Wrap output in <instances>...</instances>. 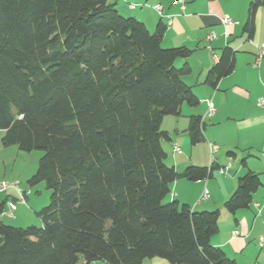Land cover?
<instances>
[{
  "label": "trees",
  "instance_id": "1",
  "mask_svg": "<svg viewBox=\"0 0 264 264\" xmlns=\"http://www.w3.org/2000/svg\"><path fill=\"white\" fill-rule=\"evenodd\" d=\"M262 3L250 2L248 37ZM164 30L159 22L150 32L109 0H0L1 140L42 151L28 184L51 191L37 212L41 226L0 221V264H237L211 243L218 209L163 202L178 178L203 180L214 170L165 163L163 117L199 100L182 79L189 64L175 66L193 50L163 47ZM233 68L225 46L205 82L214 88ZM204 127L190 116L191 145L204 140ZM260 185L247 170L223 207L248 208Z\"/></svg>",
  "mask_w": 264,
  "mask_h": 264
},
{
  "label": "crops",
  "instance_id": "2",
  "mask_svg": "<svg viewBox=\"0 0 264 264\" xmlns=\"http://www.w3.org/2000/svg\"><path fill=\"white\" fill-rule=\"evenodd\" d=\"M109 1L121 15L132 16L142 21L150 32L154 30L156 24L163 23L165 26L161 40L163 47L185 46L193 50L188 58H181L176 62L178 66L183 62L189 64L191 70L182 79L191 86L199 103L196 106L183 103L178 115L163 117L161 129L167 133L168 138L162 139L161 144L167 154L169 166L177 172H182L189 165L198 164L199 162L195 160L198 156L195 153L196 144H190L186 129L190 116L199 115L205 122L204 140L200 143L204 147L207 146L214 170L203 180L191 181L185 178L175 180L171 184L168 201L177 200L180 204H188L193 210L218 209V232L211 238V243L220 247L237 264H264V246L260 244V239H264V107L256 105L259 97L264 98V82L254 90L255 99L253 104L250 103L249 110L232 109V106H236L230 102L229 96L230 92L244 94L243 88L237 84V79L232 74L240 58L247 57V60L252 62L254 71L246 66L248 69L246 75H249V79L252 77V85H259L257 77L260 76L261 62L259 66H255L254 61L260 44L264 43V19L262 24L261 19L258 21L257 15L260 6L255 11L253 35L248 37L243 31V26L248 17L247 3L250 5L252 0H183L182 4L173 3V0ZM129 3L136 5L131 8ZM155 5L161 6V14L155 9ZM233 5H238L239 10L236 11ZM261 12L259 11V14ZM224 15L231 18V24H223L220 21ZM167 16H171L170 24L167 23ZM211 33L215 37L208 40L207 36ZM225 46L233 50L234 68L230 74L221 77L213 88L205 82V77L208 70L217 62ZM209 102L213 107L211 115H208ZM229 121L235 122L238 130L235 135H239L242 129L244 139L237 144H232L233 134L224 137L221 135V138H217V135L211 133V130L219 128L216 125L223 126ZM256 126L260 128V135H255ZM217 139L223 143H220L223 149L220 155L221 147L215 142L218 141ZM209 145L215 146L213 151L210 150ZM174 146H177L179 151H174ZM232 148H235L233 149L235 152L232 151L233 154L228 155ZM216 153H218L217 158H215ZM228 164L230 167L227 173H219L218 169ZM247 170L258 174L261 185L253 193L248 208L237 210L233 214L229 213L223 207V203L235 190L238 178ZM204 189L208 191V195L205 199H200ZM15 195L10 198L6 195L1 199L0 203L4 201L2 211H9L7 202L16 199L17 194ZM18 204L25 205L16 201L14 211ZM0 216L3 217L0 218L3 223L12 224L11 220H16L15 213L14 216L6 214ZM153 260L156 264H168L167 261Z\"/></svg>",
  "mask_w": 264,
  "mask_h": 264
},
{
  "label": "rangeland",
  "instance_id": "3",
  "mask_svg": "<svg viewBox=\"0 0 264 264\" xmlns=\"http://www.w3.org/2000/svg\"><path fill=\"white\" fill-rule=\"evenodd\" d=\"M246 11H248L249 3H247ZM260 8H258L259 11H262L261 14H259V11H257L258 15V21L261 19L263 24V9L264 5H259ZM234 9L236 11L239 10L238 5H233ZM243 9H241L242 11ZM257 18V17H256ZM261 24V25H262ZM246 35H244V39H246ZM243 39V40H244ZM242 40V41H243ZM239 53V52H238ZM181 65V64H180ZM175 66H178V63H175ZM254 71V68L252 67V62L247 60V57H243L237 60V63L235 65L236 70L233 71L234 77L237 79V84L243 88L244 94L240 95L239 93L230 92V102H232L236 107L232 106V109L237 108L239 110L242 109H251L250 103H254V90H257L259 86H261V82H264V58L261 61L260 64V76L257 77V81L259 85L254 86L252 85V77L249 79V75H246V72L248 69L247 67ZM179 67V66H178ZM256 72V71H255ZM231 74V75H232ZM261 79H258V78ZM263 88V86H262ZM251 92V94H250ZM234 93V94H233ZM231 106V104H230ZM255 109V108H254ZM253 109V111H255ZM236 110V109H235ZM237 114H241L237 112ZM243 114V113H242ZM219 128H215L214 130H211V133H214L217 135V138L224 137L227 134H233V140L232 144H237L241 142L244 138L242 137V129L239 131V135H235L237 133V129L235 127V122H230L228 124H225L223 126H217ZM257 132L255 135H260V128L256 126L254 128ZM237 130V131H236ZM4 135V130L0 129V181H6L8 183H17L18 187L21 190H30V194L27 195V201L25 205H17L16 211L14 213L16 214V220L13 221L12 226L15 227H26L29 225H35V226H41V220L37 215V212L44 206H46L49 203L50 199V193L51 191L46 188V185L44 182H39L34 185L28 184V179L32 176V174L35 172L38 159L42 154V151L40 150H31L29 152L22 151L18 149L16 145H8L5 146L2 143V137ZM222 135V136H221ZM240 136V138H238ZM212 137V136H211ZM258 138V137H257ZM238 139V140H237ZM218 140V139H217ZM219 147H221L220 143H222L220 140L215 141ZM223 144V143H222ZM234 146V145H233ZM195 153L198 154L195 160H197L199 163L195 164L198 166H209L211 164L210 160L212 159L209 156L207 146L205 147L198 143L195 146ZM232 148L230 151L235 152ZM184 150V149H183ZM219 155L223 151L222 147L219 150ZM225 151V150H224ZM223 155H225V152H223ZM218 157V153L215 154V158ZM165 163L169 166V160L166 158ZM217 175V173H216ZM16 190L13 188H9L3 193H0V201L3 199L6 195H8V198L11 196H16ZM171 201V200H169ZM168 201V195L164 199L163 202H169ZM183 204V203H181ZM196 211H203V210H196ZM0 218L3 219V217L0 216ZM11 219V218H10ZM1 220V219H0ZM19 222V225H18ZM21 222V224H20ZM8 224V223H4ZM156 261H166L159 257H146L143 259V264H156L154 262ZM166 263V262H165Z\"/></svg>",
  "mask_w": 264,
  "mask_h": 264
},
{
  "label": "built area",
  "instance_id": "4",
  "mask_svg": "<svg viewBox=\"0 0 264 264\" xmlns=\"http://www.w3.org/2000/svg\"><path fill=\"white\" fill-rule=\"evenodd\" d=\"M173 3H179V4H182L183 3V0H173ZM136 4H133V3H129V6L131 8L135 7ZM155 9L158 11V13H162L161 12V6L160 5H155ZM167 23L170 24L171 23V16H167ZM220 21L223 23V24H231L232 23V20L231 18L228 16V15H224L221 17ZM215 37V35L213 33L209 34L207 36V39L208 40H212L213 38ZM209 48V46H208ZM264 58V43H261L259 48H258V52H257V55H256V59L254 61V65L255 66H259L261 60ZM256 105L257 106H260V107H264V98L263 97H259L256 101ZM213 113V107H212V103L209 102L208 103V115H211ZM209 148L211 151H213V149L215 148V146H212V145H209ZM173 150L174 151H179V148L177 146H174L173 147ZM230 167V164L228 165H225L221 168L218 169L219 173H222V174H225L227 173L228 169ZM18 184L15 182V183H8L6 181H0V192H5L6 190H8L9 188H13L16 190V194H17V202H20V203H25V194H28L29 193V189L24 191V190H21L18 186ZM208 195V191L206 189L203 190V193L200 197V199H205ZM7 206L9 207V211L6 212V211H2L1 214L4 215H8V216H14V209H15V202L14 201H8L7 202ZM260 244L262 246H264V239L261 238L260 239Z\"/></svg>",
  "mask_w": 264,
  "mask_h": 264
}]
</instances>
